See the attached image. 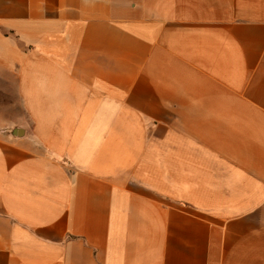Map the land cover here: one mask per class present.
Instances as JSON below:
<instances>
[{
    "label": "crops",
    "instance_id": "crops-1",
    "mask_svg": "<svg viewBox=\"0 0 264 264\" xmlns=\"http://www.w3.org/2000/svg\"><path fill=\"white\" fill-rule=\"evenodd\" d=\"M0 17L29 42L0 264H264V0H0Z\"/></svg>",
    "mask_w": 264,
    "mask_h": 264
},
{
    "label": "rangeland",
    "instance_id": "rangeland-1",
    "mask_svg": "<svg viewBox=\"0 0 264 264\" xmlns=\"http://www.w3.org/2000/svg\"><path fill=\"white\" fill-rule=\"evenodd\" d=\"M23 22L25 18L0 17V134L6 137L17 135L15 130L23 127L27 117L17 86L19 60L29 44Z\"/></svg>",
    "mask_w": 264,
    "mask_h": 264
},
{
    "label": "water",
    "instance_id": "water-1",
    "mask_svg": "<svg viewBox=\"0 0 264 264\" xmlns=\"http://www.w3.org/2000/svg\"><path fill=\"white\" fill-rule=\"evenodd\" d=\"M19 134V133H18Z\"/></svg>",
    "mask_w": 264,
    "mask_h": 264
}]
</instances>
